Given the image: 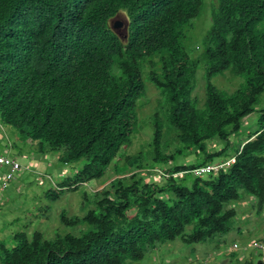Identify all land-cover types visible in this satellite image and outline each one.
Returning a JSON list of instances; mask_svg holds the SVG:
<instances>
[{"label":"trees","instance_id":"trees-1","mask_svg":"<svg viewBox=\"0 0 264 264\" xmlns=\"http://www.w3.org/2000/svg\"><path fill=\"white\" fill-rule=\"evenodd\" d=\"M205 6V0H0V124L16 140L10 147L17 157L56 155L51 167L75 170L54 182L48 201L98 182L131 146L137 102L145 96L142 76L160 105L147 118L146 150L115 163L100 192L82 193L80 215L62 211L53 237L35 232L0 242V264H144L174 242L189 253L204 244L219 251L226 247L222 237L250 234L252 218H263L264 107L253 135L236 144L230 137L238 138L264 94V0ZM202 12L209 26L191 58L184 42ZM118 15L126 38L111 30ZM227 77L236 83L231 93L213 84ZM209 142L221 150L211 153ZM225 154L232 161L217 173H190L223 164L216 160ZM157 167L161 183L146 182ZM243 205L254 213L242 220Z\"/></svg>","mask_w":264,"mask_h":264},{"label":"rangeland","instance_id":"rangeland-1","mask_svg":"<svg viewBox=\"0 0 264 264\" xmlns=\"http://www.w3.org/2000/svg\"><path fill=\"white\" fill-rule=\"evenodd\" d=\"M209 0H205V8L208 11ZM202 12L197 20L192 23V27L189 31L188 42H184V47L187 51L189 48L193 49V52L189 54L192 58H196V52L199 44L205 34V30L208 29L209 22L207 23L208 14ZM114 23H120L122 26L115 32L116 35L123 37V28L125 19L122 15H118L111 21V25ZM207 28V29H206ZM146 75V73L144 74ZM142 81L145 85V96L137 102L136 113L138 115L139 127L137 133L132 139L131 146L127 149L120 151L121 159H117L115 163L120 166L125 158H130L146 150V145L150 143L152 138V130L149 124H147V118H149L159 108V97L154 87L142 76ZM213 84L222 91L231 93L235 89L236 83L227 78H220L213 81ZM199 90H196V94L199 99V104L202 103L203 97V83L199 81ZM261 102L255 108L253 114L248 116L240 129L238 138L230 137V143L236 141H244L257 130V120L259 118V112L264 107V94L261 96ZM160 109V108H159ZM10 129L0 124V155H9V157L16 158L19 161H25L23 157H17L14 150L10 147L16 140L12 135L10 136ZM236 139V140H235ZM238 144V143H237ZM208 148L211 153H216L221 150V147L214 145V143H208ZM226 154L222 159H217L218 163L225 161ZM53 158H43L39 160L35 156H27L28 168L27 170L15 173L13 175V183L10 187L2 190L0 188V242H4L9 245L10 240L13 236L24 234L27 237L32 236L35 232H40L45 238H51L54 232L60 231L58 229V215L65 211L66 215H80L79 206L82 202V193L92 194L100 192L106 187L112 180L110 177L113 173L115 163H112L110 167L105 170L104 177L98 182H89L87 187H80L75 192H65L60 199L53 203L45 198L46 192L52 188L53 182H61L66 177L73 176L75 170L70 168H61L58 165L54 168L50 165L57 162L58 157L56 155ZM12 160V159H11ZM177 158L175 161L177 164H181L182 161ZM192 156L187 157L186 164L190 163ZM14 161V160H13ZM189 161V162H188ZM16 162V161H15ZM22 162V163H23ZM53 162V163H52ZM26 163V164H27ZM57 164V163H56ZM193 164V163H191ZM32 165V166H31ZM182 165H184L182 163ZM163 169H169L170 164L163 165ZM159 167H157L158 170ZM160 171V170H159ZM219 170H212L211 172L204 173H217ZM154 172V171H152ZM34 173H36L34 175ZM158 173H147V181L159 184L160 178ZM6 171H2L0 175V181L3 180ZM55 178L53 180V176ZM202 175V176H203ZM128 177V176H126ZM201 177V176H200ZM149 178V180H148ZM50 180V181H49ZM50 182V184H48ZM57 185V183L55 184ZM252 200H250L251 202ZM254 201V200H253ZM253 201L251 203H253ZM239 213L242 216V220L252 217L254 211L249 210L247 205L239 206ZM262 219L257 221L256 217L252 218V226H250V234L243 233L240 236H236L234 233H229L226 237H222L221 241L225 242L226 247L214 251L211 250L209 244L198 245L192 247L194 253H189V250L181 247L180 242H174L168 247H164L156 250L149 255V258L144 264H243L246 260L252 256L251 264H257L258 261L262 260L264 263V253L259 252L258 247L264 245V212ZM257 222V223H256ZM254 224V225H253ZM246 223L241 224L244 227ZM46 240V239H45ZM236 245L237 249L233 248V244ZM244 246V247H243ZM244 248V249H243ZM230 254H235V257H230Z\"/></svg>","mask_w":264,"mask_h":264},{"label":"built area","instance_id":"built-area-1","mask_svg":"<svg viewBox=\"0 0 264 264\" xmlns=\"http://www.w3.org/2000/svg\"><path fill=\"white\" fill-rule=\"evenodd\" d=\"M2 168L6 169V174L3 177V180L0 181V187H1V189H4L13 181V179H14L13 175L15 173L21 172V167L18 164V162H15V161L11 160L10 158L0 156V175L2 173V171H1ZM209 170H211V169L194 171V174L197 177H200L204 173H207ZM233 248L237 249L236 245H233ZM258 249L261 252H264V245L259 246Z\"/></svg>","mask_w":264,"mask_h":264},{"label":"clouds","instance_id":"clouds-1","mask_svg":"<svg viewBox=\"0 0 264 264\" xmlns=\"http://www.w3.org/2000/svg\"><path fill=\"white\" fill-rule=\"evenodd\" d=\"M112 26V25H111ZM124 26H127V24L125 23L124 24ZM126 31H127V28H126ZM125 36V38H126V32L124 33L123 32V37ZM120 38V37H119ZM244 122V121H243ZM0 156H2V157H6V158H10V159H12V160H14V161H16V162H18V164L20 165V167H21V171H24V170H27L28 169V163H27V157L26 158H24L23 157V159L25 160L23 163L21 162V161H19L18 159H16V158H12V157H9V155H0ZM47 157V156H46ZM45 157V158H46ZM226 157V156H225ZM48 158H50L49 156H48ZM232 160H230V159H228V157H226V159H225V161H224V163L223 164H219V165H217V166H209V167H204V168H199V169H195V170H193V171H190V173L192 174V175H195L194 174V171H199V170H205V169H211V170H209L208 172H211L212 170H220V169H222L223 167H225L226 165H228L230 162H231ZM27 163V164H26ZM151 173H154V174H156V172H159L158 173V176L159 175H162L161 174V172L159 171V170H154V172H152V171H150ZM147 173H149V172H147ZM122 178H125V177H122ZM13 180H15V179H13ZM50 181V180H49ZM13 183V181L6 187V188H8V187H10V185ZM48 184H50V182H48ZM54 186L56 187V185H55V183L53 182V186H52V188H54ZM82 187H87V184H83V186ZM1 188V187H0ZM6 188H4V189H6ZM4 189H2V190H4ZM253 201V200H252ZM253 203H254V201H253ZM234 245V244H233ZM244 249V248H243ZM259 252H261L260 250H259ZM261 253H264V252H261Z\"/></svg>","mask_w":264,"mask_h":264},{"label":"water","instance_id":"water-1","mask_svg":"<svg viewBox=\"0 0 264 264\" xmlns=\"http://www.w3.org/2000/svg\"><path fill=\"white\" fill-rule=\"evenodd\" d=\"M122 25L120 23H114L112 26H111V30L115 33H119L117 30L121 27ZM126 28L127 26H124L123 30H124V33L126 32ZM118 37H120L119 35H117ZM125 38V36H124Z\"/></svg>","mask_w":264,"mask_h":264},{"label":"crops","instance_id":"crops-1","mask_svg":"<svg viewBox=\"0 0 264 264\" xmlns=\"http://www.w3.org/2000/svg\"><path fill=\"white\" fill-rule=\"evenodd\" d=\"M32 166V165H31ZM257 264H264L262 260L258 261Z\"/></svg>","mask_w":264,"mask_h":264}]
</instances>
